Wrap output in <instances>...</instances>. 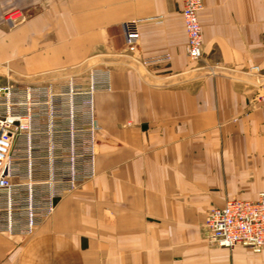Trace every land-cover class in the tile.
<instances>
[{"label":"crops","instance_id":"0c3cea01","mask_svg":"<svg viewBox=\"0 0 264 264\" xmlns=\"http://www.w3.org/2000/svg\"><path fill=\"white\" fill-rule=\"evenodd\" d=\"M182 8L0 0V86H87L92 72L110 86L96 94L95 176L32 234L0 231V264H264V249L219 246L205 229L210 209L264 190V0H204L199 60Z\"/></svg>","mask_w":264,"mask_h":264},{"label":"built area","instance_id":"2783aa9c","mask_svg":"<svg viewBox=\"0 0 264 264\" xmlns=\"http://www.w3.org/2000/svg\"><path fill=\"white\" fill-rule=\"evenodd\" d=\"M187 54L203 55L199 13L204 0H182ZM138 20L123 23L125 41L135 50ZM258 70V66H254ZM110 89L92 72L83 86L70 78L52 84L0 86V231L30 235L50 216L59 198L96 174V94ZM264 100V94L261 96ZM18 150V152H16ZM209 240L233 248L264 249V190L254 200L229 198L207 212Z\"/></svg>","mask_w":264,"mask_h":264}]
</instances>
